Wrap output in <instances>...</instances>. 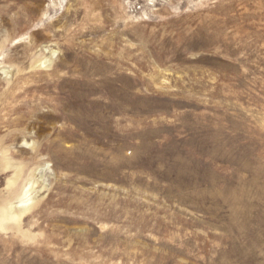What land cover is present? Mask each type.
Listing matches in <instances>:
<instances>
[{"label":"rangeland","instance_id":"374dc122","mask_svg":"<svg viewBox=\"0 0 264 264\" xmlns=\"http://www.w3.org/2000/svg\"><path fill=\"white\" fill-rule=\"evenodd\" d=\"M0 264H264V0H0Z\"/></svg>","mask_w":264,"mask_h":264}]
</instances>
